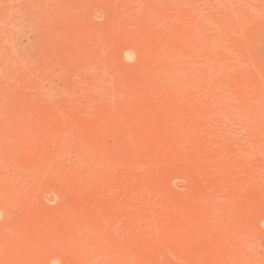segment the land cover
<instances>
[{
  "label": "rangeland",
  "instance_id": "obj_1",
  "mask_svg": "<svg viewBox=\"0 0 264 264\" xmlns=\"http://www.w3.org/2000/svg\"><path fill=\"white\" fill-rule=\"evenodd\" d=\"M0 264H264V0H0Z\"/></svg>",
  "mask_w": 264,
  "mask_h": 264
}]
</instances>
